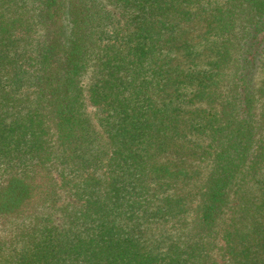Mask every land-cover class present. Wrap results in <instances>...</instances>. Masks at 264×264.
I'll return each instance as SVG.
<instances>
[{"label":"trees","instance_id":"1","mask_svg":"<svg viewBox=\"0 0 264 264\" xmlns=\"http://www.w3.org/2000/svg\"><path fill=\"white\" fill-rule=\"evenodd\" d=\"M0 264H264V0H0Z\"/></svg>","mask_w":264,"mask_h":264}]
</instances>
